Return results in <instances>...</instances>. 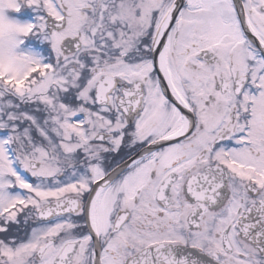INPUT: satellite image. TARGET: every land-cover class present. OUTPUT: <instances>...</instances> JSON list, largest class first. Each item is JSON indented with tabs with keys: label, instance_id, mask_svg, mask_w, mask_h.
I'll list each match as a JSON object with an SVG mask.
<instances>
[{
	"label": "snow or ice",
	"instance_id": "obj_1",
	"mask_svg": "<svg viewBox=\"0 0 264 264\" xmlns=\"http://www.w3.org/2000/svg\"><path fill=\"white\" fill-rule=\"evenodd\" d=\"M0 264H264V0H0Z\"/></svg>",
	"mask_w": 264,
	"mask_h": 264
}]
</instances>
